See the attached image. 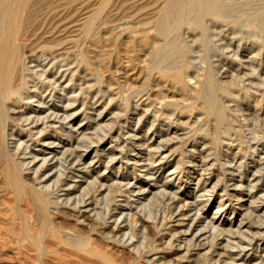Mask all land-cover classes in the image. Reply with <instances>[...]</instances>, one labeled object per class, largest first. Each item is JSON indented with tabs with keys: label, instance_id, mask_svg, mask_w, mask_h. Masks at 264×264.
I'll return each instance as SVG.
<instances>
[{
	"label": "rangeland",
	"instance_id": "1",
	"mask_svg": "<svg viewBox=\"0 0 264 264\" xmlns=\"http://www.w3.org/2000/svg\"><path fill=\"white\" fill-rule=\"evenodd\" d=\"M67 1L54 0L51 8L55 6L60 10L62 6L65 10L63 16H66V21L71 19L73 23L75 22L74 24L85 18V21H88L85 22L87 30H93L96 33L102 31L104 23H110L114 19L116 21L113 22L116 26L114 27L115 34L121 41L127 40L126 34L121 33L124 32V29L135 31L139 27V25L136 27L138 22L142 21V19L136 21L129 18L133 13L136 14L134 8L118 13L119 11L113 7L112 3L111 8L109 7L106 11L98 14L94 8L97 7V4L94 6L91 3H94V0H69L68 3ZM129 1L132 3L134 0ZM157 1L151 0L150 4ZM225 1L223 8L219 11L223 12L215 15V13L212 14L209 7L205 6L199 9L190 4L188 0H178L175 14L181 20L180 25L177 28L173 27V18L169 19L171 22L168 20L166 22V25L170 26L167 39L172 41L173 47L164 51V54L155 57L154 61L151 60L147 69H144L142 73L136 66H132L135 69L117 66L113 62L114 60H111L104 70L98 64L97 55L92 54L89 47L90 41L86 40V35L84 40L82 38L84 34L77 33L76 27H73L69 34L70 36L79 34L78 38L75 37L74 42L70 43L64 38L59 41L60 44L63 43L59 47L65 44L66 50L68 49L67 55H71V58L67 55L58 56L53 65L48 62L50 66L44 67L47 62L39 58L44 50V52L50 53L48 48L42 47L45 45H41L45 44L44 41H47L48 37H42L43 39L39 40L38 36H33L35 38L31 37L29 40L32 44L34 43L33 47L37 48L39 53L32 56L33 61L29 60L26 63L24 75L27 78V84H70L63 87L64 89L59 88L53 97H50V93L45 94V100L49 103L42 104V107L36 99H34L35 101L29 100V105L38 109L41 114L48 112L49 106L52 110L63 114L67 95H71L72 92V84L77 85L75 93L79 91V88L86 87L82 98L90 100V103L88 100L87 107L82 111L80 104H73L66 110V114L75 113L70 117L73 127L80 124V127L83 128L82 132L89 136L87 140L76 142L77 134L73 133L75 136L71 142L75 151H73V160L82 157L79 159L82 172L74 174L73 181L77 187L72 189V195L79 194L86 181H91L98 175L106 187L113 185L117 178L123 177L132 180L134 177L138 182L137 186L150 188L139 200L138 207L146 204L144 214L147 217L150 216L152 220L155 219V223L149 228V235H145V239L144 234L139 230L129 232L127 236V239L132 237L135 244L139 243V253L103 240L96 230H92L93 226L89 229L83 225L70 223V220L62 212L57 214L50 209L47 216L46 213L43 215L48 218V221L50 220L47 221L50 226L54 223L55 227L66 230L71 236L83 241L87 240L89 249L95 248L110 257L111 262L108 264H174V257H178L180 253L184 255L185 264H264V21L256 16L253 17L254 12L252 11L260 4L263 5L264 1L260 0L261 3L256 0L258 4L255 0H235L233 3L229 0ZM237 2L239 7L236 5ZM150 4H147L148 7L145 6V8L152 7ZM78 5L81 7L79 8ZM230 5L232 7H229ZM234 5L236 7H233ZM247 6H250V9ZM42 11L35 12L34 19L42 17L43 15L37 16V14H42ZM250 12L251 14H249ZM143 17V21L150 20L149 15ZM145 18L147 20H144ZM150 25V27H154L155 24L151 23ZM181 57L182 59H180ZM176 62L179 65H176ZM177 68L183 69L187 74H185V78L191 87L199 86L200 95L193 101L191 100V103L190 100L186 103L177 90L175 93L170 86L164 82L161 83L158 79L160 71H173ZM68 69L73 71L69 72L66 78L57 74L59 70L65 72ZM58 78L59 80L56 82ZM33 89L31 87V90ZM86 91L87 93L84 94ZM96 93L99 98H102V103H94L93 96ZM59 97H65V99L61 100ZM139 98H144V103H141L142 101L139 103ZM150 99L151 101H148ZM100 113L102 115L98 117ZM10 116H14V119L9 120V129L12 128L16 131L14 136L8 135L9 141H12L11 144H15V141L18 143L20 140L28 141V133L18 130V126L23 124L19 119L21 116L18 112H11ZM1 125H4L3 121ZM1 128L3 127L1 126ZM69 129L66 126L65 131H59L57 127V133L52 131L54 138L57 139L56 144L52 147L43 146L41 142L37 143V146H33L34 152L49 156L53 151L58 157H61L60 151L70 146L69 136L66 135L68 134L66 132H70ZM0 132L2 139L3 129H0ZM100 138L102 139L98 145L97 141ZM126 139V143L123 144ZM76 143L77 149L74 146ZM89 144H93L92 147L90 145V150L86 149ZM255 144L258 145L257 148ZM164 146H167L164 151L166 157L159 162L157 160L158 164L155 162L154 169L145 171L141 168V163L134 164L133 161H126L128 155L136 154L134 149L141 151L142 158L143 156L148 158L151 153L157 152L158 147ZM46 147L49 149L44 150L43 148ZM97 148L98 152L96 153ZM1 156L0 173H3L2 168L5 160ZM114 156L118 159L105 171L106 164L108 165L109 159ZM235 159L237 161H234ZM62 161L64 162L63 159ZM65 164L60 166L61 169H64ZM84 169L86 170L84 171ZM88 169L89 171H87ZM171 170L176 171L174 178L169 175ZM152 174L154 176L150 178ZM253 174L257 179L251 182L249 180ZM3 180L4 174H0V264H107L102 263L96 256L88 252V248L80 249L61 244L55 248L47 245L42 248L36 246L31 240V236H36L38 233L36 225L33 227L35 228L34 232L32 230L30 232L31 236L27 235L25 238L23 225L20 224L19 218L13 220V216L19 209H22L20 212L27 215H31L33 210H29L28 201L18 198L15 191L9 186L6 187ZM197 186H204L205 194L208 195L195 197ZM107 190L108 188L103 192V195ZM111 191L109 193L112 196L109 197H113V200L117 199L116 204L121 202L124 205L126 193H121L124 195L122 196L117 189L112 188ZM12 193L14 194L12 195ZM131 199L133 198L131 197ZM224 203H228V205L224 206ZM219 209L222 214L221 218L220 214H217L216 217L214 213ZM176 211L180 213H176ZM195 214L198 215V219L194 220V223L197 224L195 232L200 231L203 235L196 238L193 237V234H189L184 237L182 234L188 230L190 223H193ZM46 217L45 219H47ZM180 217L182 218L180 219ZM199 219L200 221H198ZM162 220L165 222L162 223ZM212 220H217V222H212ZM51 221L52 223H50ZM180 221L182 223H178ZM175 236L179 240L174 238ZM181 246L183 249L179 250L178 247ZM169 249L172 251L167 253L166 250ZM38 251H42L45 256L39 257ZM153 256L156 258L153 259Z\"/></svg>",
	"mask_w": 264,
	"mask_h": 264
},
{
	"label": "bare ground",
	"instance_id": "2",
	"mask_svg": "<svg viewBox=\"0 0 264 264\" xmlns=\"http://www.w3.org/2000/svg\"><path fill=\"white\" fill-rule=\"evenodd\" d=\"M53 1L54 0H0V129H3V137H2L3 141L0 138V155H2L4 157V160H5L4 166L2 165L3 166V168H2L3 173H0V174H4L3 183L6 185V187L7 186L11 187L13 189V191H15L14 193H16L17 197L21 198L22 201H23V199L28 201L27 205H28V207L30 206L29 210H33L32 214L30 212L31 215H27L25 213L20 212V211H22V209L21 210L19 209V211L15 209L16 213H14L13 220H16V218L17 219L19 218L20 224L23 225L22 228L24 229L25 234H26L25 238L27 237V235L31 236V233H30L31 230L34 232V230L36 228L38 233H36V236L32 235L31 240H32V243L38 247L42 248L43 246L47 245L48 247H54L55 248V246H60V244H61V245H67L70 247H75V248H80V249H87L88 245H89V242L87 240L83 241L81 239H77L74 236H71V234H69L66 230L59 228V227H55L56 225H53L54 223L52 224L53 226L49 225L48 222L50 220L48 221V218L46 216H47L48 212L50 211V209H52L57 214H59L60 212L65 214L67 216V218L70 220L69 222L72 224L74 223L76 225H83L84 227H87L89 229L93 226L94 228H92V230L93 229L96 230V233L103 240L111 242L112 244L116 243L117 245L127 247V249L129 248V250L132 252L139 253V251H140V250L138 251L139 243L135 244L133 238L129 236L130 239H127V236L129 234V232H134V231L139 230L142 232V234H144V239H145L146 238L145 235L148 234L149 228H151L152 227L151 225H153L155 223L154 222L155 219L152 220L150 218V216L147 217L144 214L146 206H147L146 204L145 205L142 204L141 206L138 207L139 200L141 199V197L143 195H145V192L147 191V189L149 187L143 188L142 186H137L138 182L134 179V177L132 180L131 179H125L123 177L117 178V180L114 182L113 185H111V186L108 185V187H106L105 183H102L100 181V178L98 177L99 176L98 175V176L94 177L91 181H86L85 186H83V188L81 189L79 194L72 195V193H73L72 189L77 187V184L74 183V181H73V178H75L74 174H76V173L79 174L82 172L81 171L82 169L80 167L81 162L79 160V159H82V157L79 158L78 160H73L74 159L73 153L75 152L74 147H72V144H71V142L74 140V137H75V136H73L74 135L73 133L77 134V137H76L77 141L76 142H78V140H87V139H89V136H88V134L86 135L82 132L83 128L80 127V124L76 127L75 126L73 127V124L70 121V117L72 115L74 116L75 113L74 114H66L67 113L66 110L73 104H80L81 105V107H80L81 111H82V109H85L87 107L89 99L86 100V98H82V93L84 92V89L86 87L85 88H83V87L79 88V91L77 93H75L77 91V88H76L77 85L76 84L71 85L73 87L72 92H71V95H67L68 96L66 98L67 103H65L66 105L63 108L64 109L63 114H60V112L57 110H52L51 106L48 107V109H49L48 112L41 114L38 112V109H35L31 105H29V103H30L29 100L35 101L34 99H36L42 107V104L49 103V101L45 100V96H46L45 94L50 93V97H53V96H55V92L57 90L59 91V88H63V87L65 88V87L69 86L70 84H65V85H63V84H27L28 81H27L26 76L24 75L25 74L24 69L26 67V63H28L29 60L33 61L32 56L38 52V49L33 47L34 43L32 44L31 42H29L31 37L38 36L39 40L43 39L42 37H48L47 41L44 38L45 44H41V45H45L42 47L48 48L50 50V53L48 54L47 52H44L45 51L44 50L43 52H41V55L39 56V58H42L44 62H47L46 64H44V67H45L46 65H48V62H51L50 65H53L58 56L67 55L66 51L68 49L66 50V48L64 46L65 44L63 45L64 47L63 46L59 47V45L63 44V43H61V44L59 43L60 40H63V38H64L66 41L71 43V42L75 41V37L79 36V34H84L82 38H84L86 35V40H89L90 44H91V45L89 44V47L91 48V50L93 52L92 54L95 53L97 55L98 64L104 70H105V68H107V66H108L107 64H109L111 60H114L113 62H115V64L117 66H126L128 68L129 67L132 68V66H136L137 69H139V72L142 73L144 71V69H147L146 67L149 66L151 60L154 61L155 57L161 55L162 53L164 54V51H168L170 48L173 47V45L171 43L172 41L170 42V40L167 39V34L169 32L168 29L170 26L166 25V22H167V20L169 21V19L173 18V22H174L173 27L177 28L178 25H180L181 20H179V16H177L175 14V6L177 5L178 0H159V1L156 0L157 2L154 4H152V2H151L152 7L148 8V9H146L145 6L147 4H150L151 0L150 1L149 0H147V1L134 0V1H132V3L130 1L128 2V0H94V3L91 2L92 5H94V6H95V4H97V7H94V8H96L95 10H96V12H98V14H99V12L101 13V12L106 11L107 9H109V7L111 8L112 3H113V7H115L116 10L119 11L118 13H120L121 11L125 12L128 9H130V10H133V8L135 9L136 14L133 13V15H130L131 17H129V18L135 19L136 21H140L142 19V21L138 22L139 24L136 25V27L139 25L138 29L136 28L137 30L134 29L135 31L131 32L128 28H126V29H124V32H121V33L126 34L127 40H125V41L119 40V37L116 36L115 30H114V27H116V26L114 25L115 23H113L116 21H114V19H113V21H111L112 20L111 19L110 23H104L102 31L100 33L93 32V30L88 31L86 24H85V22H88V21H85V18H84L87 16V14H85L86 16L83 15L84 19H82L81 22H77L76 24H74L75 22L73 23V20H71V19L66 21V16H63L65 14V10L62 8V6H61L60 10L56 9L55 6L51 8V6H52L51 4L53 3ZM68 1H67V3H68ZM89 1H87V2H89ZM188 1L190 4H192L193 6L199 8V9L202 7H205V6L209 7V9L213 12L212 14L215 13V15L217 13L219 14V13L223 12V11L222 12H219V11L221 8H223V5L226 2L225 0H188ZM229 1L233 3L235 0H229ZM257 1H256V3L258 4ZM261 1L263 2L264 0H261ZM251 2H253V1H251ZM260 2H259V4H260ZM54 3H56V2H54ZM81 3H82V1H81ZM64 4H66V3L64 2ZM82 4H84V3H82ZM234 4H236V3H234ZM80 5H78L79 8L81 7ZM231 5H233V4H231ZM231 5L229 7H232ZM236 5L239 7V3ZM253 5H254V3H253ZM146 7H148V6H146ZM233 7H236V6L234 5ZM247 7L250 9V6H247ZM49 8L51 9L50 11H49ZM73 8H74V6H73ZM44 9L46 10V12L43 13V11H45ZM69 9H72V8H69ZM255 9L252 10L254 12L253 17L256 16L260 20L264 21V2H263V5L260 4V6H258ZM40 10H43L41 12L42 14H37V16L43 15L42 17H40L42 19H40L39 17L38 18L36 17L34 19V17H35L34 13L35 12L37 13V11L39 12ZM95 10H93V11L95 12ZM108 11H110V10H108ZM71 12H72V10H71ZM81 14H83V13H81ZM90 14H92V13H90ZM249 14H251V12ZM69 15H70V13H69ZM75 15H77V14H75ZM144 15H149L150 20L149 21H143ZM220 15L223 16V14H220ZM73 17H74V15H73ZM90 18H91V16H90ZM257 18H255L256 21H257ZM144 20H147V19L145 18ZM189 21H188V23L190 24ZM169 22H171V21H169ZM135 23H133V24H135ZM151 23L155 24V25H153L154 27H150ZM87 25H89V23H87ZM155 26H157V27H155ZM73 27L74 28L76 27L77 33L79 32V34H77V35L72 34V36H70L69 35L70 30ZM121 27H122V29L124 28L123 25ZM122 29H120V30H122ZM34 38L35 37H33V39ZM78 40H80V39H78ZM84 40H85V38H84ZM72 44H75V43H72ZM72 44H68V45L71 46ZM69 50H71V49H69ZM88 52H89V50H88ZM47 54L50 56H48ZM67 56H69V55H67ZM69 57H66V58H69ZM94 58H95V60H97L96 57H94ZM180 59H182V57ZM178 60H177V62H179ZM63 61L65 63V60H63ZM177 62H176V65H179V64H177ZM152 64H153V62H152ZM50 65H48V66H50ZM62 66H63V62H62ZM100 66H98V67L100 68ZM109 67H110V65H109ZM178 67H180V66H178ZM52 68H55V67H52ZM181 68H182V66H181ZM181 68H177L173 71H170V70L169 71L168 70L160 71L158 74V79L161 81V83L164 82V84H167L168 86H170L174 92H175V90H177L179 92V94L181 95L182 100H185L186 103L189 100L191 103V100L193 101V99H195L196 97H199L200 89H198L199 86L197 88H196V86H195V88L191 87V85L187 82V80L185 78L186 73H184L183 69H181ZM69 69L65 70V72H61L59 70L57 74H59L60 77H62V78H66L69 75V72L73 71V70L70 71ZM117 69H119V68H117ZM132 69H135V68H132ZM27 70H29V69H27ZM134 73L136 74V72H134ZM48 76H50V75L48 74ZM58 80H59V78L56 79V82ZM196 83H197V81H196ZM90 86H92V85H90ZM31 87L34 88L33 89L34 91L31 90ZM92 88H94V86H92ZM89 90H90V88H89ZM173 91H172V93H173ZM86 93H87V91L84 94H86ZM141 94H145V93H141ZM146 94H147V92H146ZM87 95H89V94H87ZM91 97H92V95H91ZM59 98L61 100H62V98L65 99V97H59ZM145 98H147V97H145ZM143 99L139 98L138 102L142 101L141 103H144ZM93 100H94V103H102V101H103L102 98H99L97 93L93 96ZM110 100H112V99H110ZM148 101H151V99ZM31 103H33V102H31ZM89 103H90V100H89ZM62 106H63V104H62ZM163 109L165 110V108H163ZM11 112H18V114L21 116V118H19V117L18 118L21 119L23 124H22V126L19 125L20 127L18 126V130L28 133V136H27L28 141L20 140V141H18V143H17V141H15L16 142L15 144H11L12 141L11 142L9 141L8 135L14 136L15 132H16L12 128L9 129V127H10L9 126V120L14 119V116H10ZM78 112H80V111L78 110ZM101 115H102V113H100L98 115V117ZM2 121L4 122V125H1ZM15 125L17 126L18 122ZM1 126L3 128H1ZM66 126H68L70 128L69 129L70 132H66V133H68L66 135L69 136L68 139L70 140V144H69L70 146H68L67 148L65 147L64 149H62V151H60L61 157H58V155L56 153H54L53 151H51L49 156H45L44 154H37L34 152L33 146L36 145L37 143H40V142L42 143L43 146L47 145V146L53 147L54 144H56L55 141H57V139L54 138L52 131L57 133V131H58L57 127H58L59 131H65L64 129L66 128ZM100 126H101V124H100ZM100 126H98V127H100ZM119 129L121 130V128H119ZM10 130H11V132H10ZM0 137H1V134H0ZM130 138H131V136H130ZM101 139L102 138H100L97 141L98 145H99V142L101 141ZM184 139H186V138H184ZM118 140H119V138H118ZM126 141H127V139L125 141H123V144H125ZM132 142H133V140H132ZM93 144L87 145L86 149H89L90 145L92 147ZM76 145H77V143L74 145L75 148L77 149ZM162 145H164V144H162ZM257 146L258 145H256V148H257ZM124 147H122V148H124ZM166 147L167 146L158 147L157 152L153 153V154L151 153V156L148 158L147 157L144 158V156L142 158L141 151H139V149L138 150L134 149L135 150L134 152H136V154L132 155V156L128 155L127 156L128 160L126 158L125 159H126V161H129V162L133 161L134 164L141 163L142 164L141 168L144 169L145 171H148V170L154 169L155 162H157V160L159 162L164 157H166V154L164 153V151L166 150ZM43 149L45 150V149H49V148L46 147ZM95 152L96 153L98 152V148L95 150ZM255 152H256V150H255ZM40 156H41V158H40ZM75 156H76V154H75ZM125 156H126V154H125ZM78 157H80V156H78ZM120 157H122V156H120ZM234 157H236V156H234ZM62 159L64 160V162L63 161L61 162ZM116 159H118L116 156L111 157V159H109L110 161H108L109 162L108 165L106 164L107 167H105V171L110 168V165L112 163H114L116 161ZM236 159L234 161H237ZM126 161H125V163H126ZM158 162H157V164H158ZM2 163H3V160H2ZM63 163H66V164H65L64 169L62 168L63 169L62 170L60 166H64ZM67 163H68V165H67ZM237 165H239V164L237 163ZM174 169L176 170V168H174ZM85 170L86 169H84V171ZM175 170H171L169 173V175L172 178H174L176 175ZM87 171H89V169ZM153 176L154 175L152 174L150 176V178H153ZM118 179H120V180H118ZM256 179H257L256 175L253 174L249 181L254 182ZM107 188H108L107 192H105L103 195V192ZM112 188L114 190L117 189L118 193L120 192V194L126 193V195H125L126 198L124 199V201H125L124 205L121 204V202L119 204H116L117 199L113 200V197H109V196H112L109 193L112 190ZM213 188H216V186H213ZM113 192H115V191H113ZM14 193H12V195ZM164 193H165V191H164ZM206 194H205L204 186L203 187H198V186L196 187L195 197L205 196ZM121 195L124 196L123 194H121ZM131 197L133 199H131ZM21 199L19 201L20 203H21ZM119 200H121V199H119ZM119 200H118V202H119ZM239 200H240V198H239ZM17 202H18V200H17ZM19 202H18V204H19ZM148 203H150V202H148ZM191 203H193V202H191ZM227 205H228V203H224V206H227ZM122 206H124V207H122ZM148 208H151V207H148ZM220 211L221 210L219 209L216 212H214L216 214V217L218 216L217 214H220L219 217L221 218L222 214ZM177 212L178 211H176V213ZM45 213H46L45 217L47 219H45V217L43 216V215H45ZM178 213H180V212H178ZM180 216H181V214H180ZM188 216H190V214ZM188 216H186V217H188ZM182 217H180V219ZM193 217H194L192 220L193 223L192 224L190 223V225H189L190 227L188 228V230H186V232L184 234H182V235H184V237L189 235V234H193L194 235L193 237H196V238H197V236L202 237V235H203L202 232H200V231L195 232L197 224L194 223L195 222L194 220H196V218L198 219V215L193 216ZM216 217L214 216V218H216ZM178 218H179V216H178ZM174 220H176V219H174ZM64 221H66V219ZM198 221H200V219ZM214 221L217 222V220H214ZM214 221L212 220V222H214ZM219 221H221V220H219ZM164 222L162 220V223H164ZM169 222L171 223L170 220H169ZM50 223H52V221ZM64 223H66V222H64ZM178 223H182V222L180 221ZM20 224H18V225H20ZM10 225H12V224H10ZM34 225H36L35 228H33ZM176 225H177V222H176ZM166 226H167V224H166ZM170 226H171V224H170ZM20 228H21V226H20ZM20 231H21V229H20ZM155 237H157V236H155ZM174 238H177V236H175ZM167 242L169 243L170 241H167ZM178 248H179V250L183 249L182 246L178 247ZM66 249H68V248H66ZM171 249H172V247H171ZM171 249L166 250L167 253H170ZM87 251L90 252L91 254H93L94 256H96L97 259L99 261H101L102 263L105 262L108 264L111 262L110 257L104 255L103 253H101L99 250H97L95 248H90V249L88 248ZM38 252H39L38 255L40 254L39 257L40 256L43 257L44 253L42 251H38ZM68 252H70V250H68ZM76 254H73V255H76ZM181 254L182 253H180L178 257H174V261H173L174 264H185V261L183 258L184 255H181ZM186 254H188V253H186ZM155 258L153 256V259H155ZM147 259H148V257H147ZM151 260H149V261H151Z\"/></svg>",
	"mask_w": 264,
	"mask_h": 264
}]
</instances>
